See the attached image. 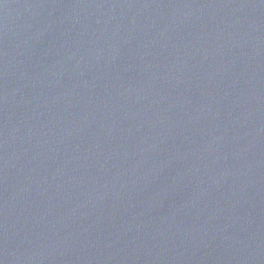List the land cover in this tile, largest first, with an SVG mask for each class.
I'll return each instance as SVG.
<instances>
[{
	"label": "water",
	"instance_id": "1",
	"mask_svg": "<svg viewBox=\"0 0 264 264\" xmlns=\"http://www.w3.org/2000/svg\"><path fill=\"white\" fill-rule=\"evenodd\" d=\"M0 264H264V0H0Z\"/></svg>",
	"mask_w": 264,
	"mask_h": 264
}]
</instances>
